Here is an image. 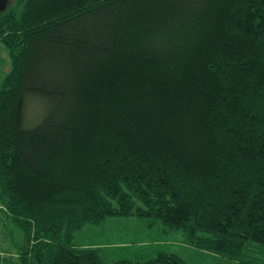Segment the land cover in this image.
<instances>
[{
  "label": "trees",
  "instance_id": "1",
  "mask_svg": "<svg viewBox=\"0 0 264 264\" xmlns=\"http://www.w3.org/2000/svg\"><path fill=\"white\" fill-rule=\"evenodd\" d=\"M1 50L0 264H188L74 244L113 218L263 264L264 0H14Z\"/></svg>",
  "mask_w": 264,
  "mask_h": 264
},
{
  "label": "rangeland",
  "instance_id": "2",
  "mask_svg": "<svg viewBox=\"0 0 264 264\" xmlns=\"http://www.w3.org/2000/svg\"><path fill=\"white\" fill-rule=\"evenodd\" d=\"M13 1L0 0V15L8 10ZM8 70L7 53L1 50L0 81ZM30 102L25 113L27 122L32 119L34 121L40 109L37 103ZM74 244L83 248H100L107 253L109 258H116L117 255L134 258L138 256L140 250L144 249L148 251V254L158 250L177 254L188 264H215L220 260L216 254L197 250L186 244L184 236L180 232L163 235L160 224L152 229H147L135 218H113L108 219L100 226H87L75 234ZM254 250V255L259 257L258 259L264 264V248L256 246Z\"/></svg>",
  "mask_w": 264,
  "mask_h": 264
},
{
  "label": "built area",
  "instance_id": "3",
  "mask_svg": "<svg viewBox=\"0 0 264 264\" xmlns=\"http://www.w3.org/2000/svg\"><path fill=\"white\" fill-rule=\"evenodd\" d=\"M0 211H5V207L2 204H0Z\"/></svg>",
  "mask_w": 264,
  "mask_h": 264
}]
</instances>
